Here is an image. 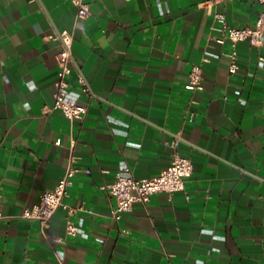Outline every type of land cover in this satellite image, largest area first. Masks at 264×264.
Wrapping results in <instances>:
<instances>
[{
  "label": "crops",
  "instance_id": "0c3cea01",
  "mask_svg": "<svg viewBox=\"0 0 264 264\" xmlns=\"http://www.w3.org/2000/svg\"><path fill=\"white\" fill-rule=\"evenodd\" d=\"M86 2L81 19L72 0H0V264H264V42L216 40L224 24L255 26L264 4ZM61 30L74 33L69 96L87 106L73 123L44 113L61 47L49 35ZM194 65L203 90L186 87ZM176 137L193 164L185 191L154 193L114 219L116 173L158 175ZM72 156L81 170L64 203L75 211L57 209L49 232L62 240L48 242L22 213Z\"/></svg>",
  "mask_w": 264,
  "mask_h": 264
},
{
  "label": "built area",
  "instance_id": "2783aa9c",
  "mask_svg": "<svg viewBox=\"0 0 264 264\" xmlns=\"http://www.w3.org/2000/svg\"><path fill=\"white\" fill-rule=\"evenodd\" d=\"M264 4V0H259ZM77 8V17L86 18L90 13L89 3L86 0H72ZM221 16V15H218ZM50 38L57 39L60 43V50L57 53L58 79L54 92V101L44 108V113L60 110L71 123L78 119H83L87 112V106L76 102L69 96L70 80L75 60L72 52L74 33L69 30L54 31ZM229 39L233 47L241 41H249L252 45H262L264 42V8L259 13L255 26H233L224 24L223 34L216 40L224 42ZM231 60L229 70L235 73L238 69L237 51L234 49L228 54ZM80 84L83 92L91 96V89L86 78L80 75ZM186 87L190 90H203L202 69L199 65H194L189 75V82ZM180 138L176 137L171 145L173 147L171 163L154 177H137L129 165L123 166L115 176L114 182L110 185V193L116 200V206L112 209V217L120 219L122 213L130 210L137 202L148 203L154 193H167L169 198L176 192L185 191L186 179L193 173V164L190 158L183 156L178 150ZM72 156L69 165L59 179L56 186L42 193L38 203L24 209L22 216L35 219L40 223L44 238L50 242L57 238L49 232L51 219L60 206L68 208L69 213L75 211L64 203V198L68 195L72 178L81 170L73 162ZM87 172L89 170H86ZM3 214L0 210V219ZM79 228L71 221H66V233L76 235Z\"/></svg>",
  "mask_w": 264,
  "mask_h": 264
}]
</instances>
